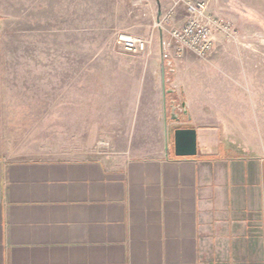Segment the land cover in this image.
I'll list each match as a JSON object with an SVG mask.
<instances>
[{
    "label": "rangeland",
    "instance_id": "rangeland-1",
    "mask_svg": "<svg viewBox=\"0 0 264 264\" xmlns=\"http://www.w3.org/2000/svg\"><path fill=\"white\" fill-rule=\"evenodd\" d=\"M204 1L231 30L199 56L171 37L187 20L183 2L160 0L158 21L157 0H0V154L151 157L192 121L264 153V0H213L216 12ZM122 36L144 49H125Z\"/></svg>",
    "mask_w": 264,
    "mask_h": 264
},
{
    "label": "crops",
    "instance_id": "crops-1",
    "mask_svg": "<svg viewBox=\"0 0 264 264\" xmlns=\"http://www.w3.org/2000/svg\"><path fill=\"white\" fill-rule=\"evenodd\" d=\"M186 127L195 156L176 155V128L151 157L0 154V264H264V153Z\"/></svg>",
    "mask_w": 264,
    "mask_h": 264
},
{
    "label": "built area",
    "instance_id": "built-area-1",
    "mask_svg": "<svg viewBox=\"0 0 264 264\" xmlns=\"http://www.w3.org/2000/svg\"><path fill=\"white\" fill-rule=\"evenodd\" d=\"M183 2L187 9V20L179 27H173L171 37L179 50H188L199 56L209 54L215 46L219 33H229L231 24L208 12V3L204 0H175ZM124 48L132 51L144 49L145 44L131 36H122Z\"/></svg>",
    "mask_w": 264,
    "mask_h": 264
},
{
    "label": "water",
    "instance_id": "water-1",
    "mask_svg": "<svg viewBox=\"0 0 264 264\" xmlns=\"http://www.w3.org/2000/svg\"><path fill=\"white\" fill-rule=\"evenodd\" d=\"M159 9H158V21L160 20L159 16L162 13L160 0H157ZM161 44L163 45V33L160 32ZM163 85L165 87L166 80L164 78ZM171 92L170 89L166 90L164 88V103H166V93ZM184 106V114L188 113L186 108V103H183ZM176 107L172 108V118L176 121L180 120V117L175 112ZM174 139H175V153L180 157H190L195 156L197 154V131L195 128L190 127H178L174 131Z\"/></svg>",
    "mask_w": 264,
    "mask_h": 264
}]
</instances>
